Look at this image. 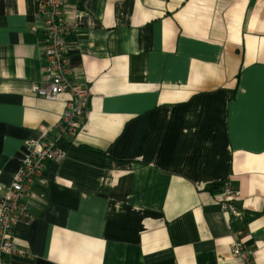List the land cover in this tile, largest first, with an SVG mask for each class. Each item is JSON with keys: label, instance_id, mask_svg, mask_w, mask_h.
<instances>
[{"label": "crops", "instance_id": "0c3cea01", "mask_svg": "<svg viewBox=\"0 0 264 264\" xmlns=\"http://www.w3.org/2000/svg\"><path fill=\"white\" fill-rule=\"evenodd\" d=\"M40 0H0V196L24 142L57 138ZM90 102L33 179L12 264H264V0H64ZM239 191L224 210L219 193Z\"/></svg>", "mask_w": 264, "mask_h": 264}, {"label": "built area", "instance_id": "2783aa9c", "mask_svg": "<svg viewBox=\"0 0 264 264\" xmlns=\"http://www.w3.org/2000/svg\"><path fill=\"white\" fill-rule=\"evenodd\" d=\"M39 14L42 15L44 37L42 49L46 59L45 79L40 83H34L32 92L47 100H55L65 92L69 96L57 124L58 137L48 139L46 136L50 127H45L41 137L25 140L20 169L0 196V264H12L7 259L10 255L28 254L26 248L14 242L13 228L20 219L27 223L32 220L27 202L31 183L49 161L62 159L63 152L56 145V141L63 135L76 134L86 117L90 102V92L87 89H77L70 79L68 47L63 39V35L67 32L64 0H40ZM238 194L239 191L233 190L228 182L223 185L219 196L225 211L238 215L232 205ZM232 250L244 264H255L250 258L251 250L243 246L242 239L233 242Z\"/></svg>", "mask_w": 264, "mask_h": 264}]
</instances>
